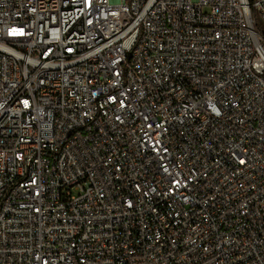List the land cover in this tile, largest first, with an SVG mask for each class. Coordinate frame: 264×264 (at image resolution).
Segmentation results:
<instances>
[{
  "label": "built area",
  "instance_id": "1",
  "mask_svg": "<svg viewBox=\"0 0 264 264\" xmlns=\"http://www.w3.org/2000/svg\"><path fill=\"white\" fill-rule=\"evenodd\" d=\"M0 264H264V0H0Z\"/></svg>",
  "mask_w": 264,
  "mask_h": 264
}]
</instances>
